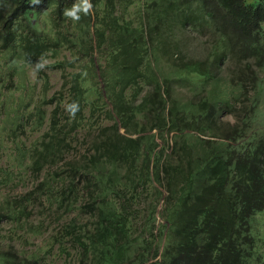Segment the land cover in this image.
Instances as JSON below:
<instances>
[{
    "label": "trees",
    "instance_id": "16d2710c",
    "mask_svg": "<svg viewBox=\"0 0 264 264\" xmlns=\"http://www.w3.org/2000/svg\"><path fill=\"white\" fill-rule=\"evenodd\" d=\"M73 3L0 0V114L19 71L47 57L61 71L57 93L48 99L43 86L34 99L38 124L42 105H56L39 146L28 152V167L56 162L72 128L98 130L89 155L38 185L48 201L77 215L59 242H73L83 264H264L251 232L252 216L264 207V140L233 144L246 135L236 123L215 133L247 84L255 89L257 74H237L231 88L240 86L238 97L227 91L226 99L180 102L172 94L177 82L208 84L231 54L264 66V0H91L89 13L75 22L64 15ZM40 14L50 29L36 27ZM205 28L214 33L206 55H188L177 29ZM63 51L70 58L58 60ZM74 64L79 69L68 79ZM73 102L79 108L69 117L72 126H61L59 106ZM164 131L168 148L158 141ZM16 256L0 253V264H26Z\"/></svg>",
    "mask_w": 264,
    "mask_h": 264
},
{
    "label": "rangeland",
    "instance_id": "374dc122",
    "mask_svg": "<svg viewBox=\"0 0 264 264\" xmlns=\"http://www.w3.org/2000/svg\"><path fill=\"white\" fill-rule=\"evenodd\" d=\"M247 1L257 3L258 0ZM44 14L39 15L35 20V25L37 28L50 29L48 16L47 21L46 14ZM177 30L190 56L193 53L206 55L208 47L214 40V33L209 28L198 32ZM64 57L70 58L67 51L61 52L57 59L61 60ZM94 59L98 63L96 53H94ZM55 60L51 57L43 59L40 63L43 72L39 71L37 65H29L24 71H19L15 77L17 84L13 85L15 88L13 95L8 105L5 103V112L3 110L0 114V253L15 254L26 264H83L77 258L78 251L73 242L68 240L64 244L59 242L66 225L77 215L74 212H66L55 203L48 201L38 191V185L55 171L67 169L64 167L69 164H78L82 157L89 155L91 133L98 132L96 125L89 129L73 130L72 128L71 134L63 143L64 154L56 162H45L40 170L28 167L32 159L28 152L39 146L38 142L48 126L50 112L56 105V102H45L42 105L45 119L38 124L37 117L34 115L36 104L34 99L40 95L43 86H48L46 92L48 99L61 88V71L48 66ZM167 68L166 64L163 70L166 71ZM75 69H79V66L74 64L67 68L68 79H70L69 74ZM242 70L248 74L253 72L257 74V86L252 90L250 84H247V92L235 101L232 112L221 114L215 131L218 136H222L229 125L234 123L243 125L246 135L233 142L237 146L252 141L256 137L264 140V66L258 67L255 57L239 61L234 54H231L221 62L220 67L214 68L213 79L208 84L194 88L192 84L181 81L174 85L172 93L174 98L180 102L197 101L202 97L212 100L226 99L228 93L238 97L240 86L237 85L234 88L231 86L237 80V74ZM45 75L48 76L46 84L43 83ZM24 89H27L26 93ZM28 94H31L33 98H29ZM66 94L64 90L63 94L58 93L56 97L58 99ZM16 110L19 111L16 112ZM57 115L61 126L67 125V128L72 126V120H69L71 114L65 103L59 106ZM101 119L102 117L98 121ZM18 121L19 126L14 134L10 129ZM148 125L147 123L145 126ZM122 130L121 128L120 131ZM164 137V141L160 139L158 141L168 148L171 144L170 135L164 131ZM57 181L55 182L59 184ZM55 182L53 181V184H56ZM9 204L19 212L18 215L9 214ZM141 206V208L146 207L143 203ZM81 218L82 221H86L85 216L78 217V221ZM251 232L262 244L258 251L264 253V207L252 216Z\"/></svg>",
    "mask_w": 264,
    "mask_h": 264
},
{
    "label": "clouds",
    "instance_id": "9594fccd",
    "mask_svg": "<svg viewBox=\"0 0 264 264\" xmlns=\"http://www.w3.org/2000/svg\"><path fill=\"white\" fill-rule=\"evenodd\" d=\"M92 8L91 0H74V3L71 7L65 8L64 15L71 18L72 21H79L81 19V13L87 15ZM42 67L38 64L37 68ZM79 105L77 102H73L67 105V110L71 115H75V112L78 111Z\"/></svg>",
    "mask_w": 264,
    "mask_h": 264
}]
</instances>
